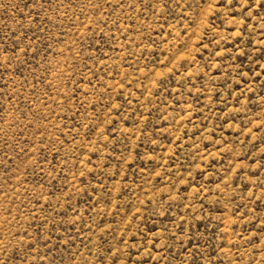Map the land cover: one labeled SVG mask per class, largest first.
I'll return each mask as SVG.
<instances>
[{"label":"rangeland","instance_id":"obj_1","mask_svg":"<svg viewBox=\"0 0 264 264\" xmlns=\"http://www.w3.org/2000/svg\"><path fill=\"white\" fill-rule=\"evenodd\" d=\"M0 264H264V0H0Z\"/></svg>","mask_w":264,"mask_h":264}]
</instances>
